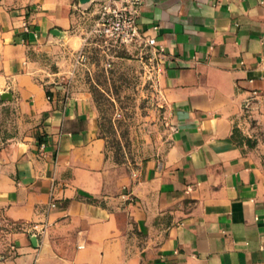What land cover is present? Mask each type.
Masks as SVG:
<instances>
[{
    "label": "crops",
    "instance_id": "crops-1",
    "mask_svg": "<svg viewBox=\"0 0 264 264\" xmlns=\"http://www.w3.org/2000/svg\"><path fill=\"white\" fill-rule=\"evenodd\" d=\"M83 10L0 0V93L37 119L0 151V264H264V0H142L173 131L131 170L87 91L36 78L31 50L77 43Z\"/></svg>",
    "mask_w": 264,
    "mask_h": 264
},
{
    "label": "rangeland",
    "instance_id": "rangeland-1",
    "mask_svg": "<svg viewBox=\"0 0 264 264\" xmlns=\"http://www.w3.org/2000/svg\"><path fill=\"white\" fill-rule=\"evenodd\" d=\"M96 7L79 13L77 43L50 51L31 50V57L37 63L39 82H59L91 95L108 165L131 170L159 157L173 131L163 51L142 34L122 40L101 32ZM244 117L250 123L247 113ZM36 120L22 113L12 97L0 98V151L30 141ZM246 131L237 133L239 140L247 139Z\"/></svg>",
    "mask_w": 264,
    "mask_h": 264
},
{
    "label": "built area",
    "instance_id": "built-area-1",
    "mask_svg": "<svg viewBox=\"0 0 264 264\" xmlns=\"http://www.w3.org/2000/svg\"><path fill=\"white\" fill-rule=\"evenodd\" d=\"M142 0H102L97 3L96 14L100 31L106 35L114 36L122 40H131L139 36L136 19L139 16ZM150 43H155L153 37H149ZM79 51V58H82ZM54 206V204H51Z\"/></svg>",
    "mask_w": 264,
    "mask_h": 264
},
{
    "label": "water",
    "instance_id": "water-1",
    "mask_svg": "<svg viewBox=\"0 0 264 264\" xmlns=\"http://www.w3.org/2000/svg\"><path fill=\"white\" fill-rule=\"evenodd\" d=\"M78 1H79V5L81 7H83V9H87L88 5H90L93 2H99L100 0H78ZM53 34H55V35L58 34L59 35L61 33H59V31H57V30H53ZM0 98L1 99H6V98L10 99L11 98V94L9 92H2L0 94Z\"/></svg>",
    "mask_w": 264,
    "mask_h": 264
},
{
    "label": "trees",
    "instance_id": "trees-1",
    "mask_svg": "<svg viewBox=\"0 0 264 264\" xmlns=\"http://www.w3.org/2000/svg\"><path fill=\"white\" fill-rule=\"evenodd\" d=\"M47 93H48V91H47ZM49 94V93H48Z\"/></svg>",
    "mask_w": 264,
    "mask_h": 264
}]
</instances>
